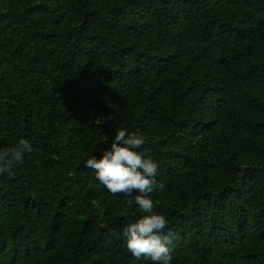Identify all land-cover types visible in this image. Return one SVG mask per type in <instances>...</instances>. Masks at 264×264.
Instances as JSON below:
<instances>
[{"label": "trees", "instance_id": "1", "mask_svg": "<svg viewBox=\"0 0 264 264\" xmlns=\"http://www.w3.org/2000/svg\"><path fill=\"white\" fill-rule=\"evenodd\" d=\"M159 163L171 264H264V0H0V264H152L86 167L120 128Z\"/></svg>", "mask_w": 264, "mask_h": 264}, {"label": "clouds", "instance_id": "2", "mask_svg": "<svg viewBox=\"0 0 264 264\" xmlns=\"http://www.w3.org/2000/svg\"><path fill=\"white\" fill-rule=\"evenodd\" d=\"M146 143V137L136 131L120 128L101 157L87 159L86 167L95 171L96 179L113 194L132 196L134 203L143 213L123 228L127 250L137 260L151 261L152 264H171L173 256L171 230L167 234L169 219L155 211L156 203L152 193L163 190L158 182L159 163L137 151ZM33 148L30 142L21 138L10 148L0 149V175H15V167L23 164L26 153Z\"/></svg>", "mask_w": 264, "mask_h": 264}]
</instances>
